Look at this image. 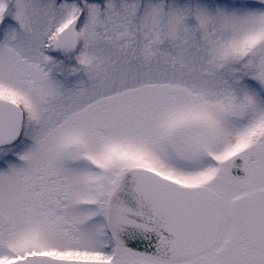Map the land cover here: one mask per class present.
<instances>
[{
    "label": "snow or ice",
    "instance_id": "1",
    "mask_svg": "<svg viewBox=\"0 0 264 264\" xmlns=\"http://www.w3.org/2000/svg\"><path fill=\"white\" fill-rule=\"evenodd\" d=\"M0 264H264V0H0Z\"/></svg>",
    "mask_w": 264,
    "mask_h": 264
}]
</instances>
